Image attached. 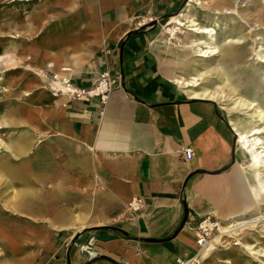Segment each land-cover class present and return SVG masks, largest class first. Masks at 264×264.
Instances as JSON below:
<instances>
[{
  "label": "crops",
  "instance_id": "0c3cea01",
  "mask_svg": "<svg viewBox=\"0 0 264 264\" xmlns=\"http://www.w3.org/2000/svg\"><path fill=\"white\" fill-rule=\"evenodd\" d=\"M185 1L85 0L88 46L76 48L92 57L70 77L81 95L52 100L48 130L95 190L87 203L105 224L56 232L38 264H177L189 254L182 232L242 209L244 156L226 121L212 102L183 96L153 46ZM106 69L117 84L102 102L86 92ZM133 200L139 212L126 209Z\"/></svg>",
  "mask_w": 264,
  "mask_h": 264
},
{
  "label": "bare ground",
  "instance_id": "6f19581e",
  "mask_svg": "<svg viewBox=\"0 0 264 264\" xmlns=\"http://www.w3.org/2000/svg\"><path fill=\"white\" fill-rule=\"evenodd\" d=\"M203 1L210 3L213 14L218 15L217 19L212 17L214 21L208 19V22L200 23L193 15V9L194 5H202V0H188L179 13L169 18L166 27L169 28L173 25L184 28L191 34L186 35L178 44L166 38L162 33L154 40L153 46L158 54L162 70L179 88L183 96L190 100L212 102L223 111L229 129L234 136L236 147L244 156L241 172L246 183L247 197L242 203L241 210L229 214L216 224L219 234L210 240L206 239L204 244L199 242L200 234L195 233L196 235H193L194 237L189 240L186 235L187 231L182 232L180 238L183 244L188 247L189 254L184 255V259L178 260L177 264H200L202 262L204 264H245L244 256L240 250L230 248L215 250V247L223 246L229 238L236 236L237 228L248 223L258 222V220L264 222V214L260 218L244 222L248 218L258 216V209L264 208V92L258 93V95L255 92L245 95L239 91L242 84L241 71L235 69L246 52V44L241 42L242 37L234 40L229 36L224 39L228 47L223 50H220L221 42L216 38L219 18H224V14L227 12L235 11L234 6L237 0ZM260 1L262 0H252L251 2L255 6L259 3V6L262 7L263 4H260ZM239 3L242 4L243 1L240 0ZM230 19L234 20L233 16H230ZM237 28V26L232 27L230 34L236 32ZM0 39L13 42L24 40L18 32L4 35ZM261 51L260 47L259 52ZM189 55L194 56L195 61L193 62L196 65L204 67V72L199 70L189 73L184 70L182 65ZM256 56L260 63L264 62V56H260V53H257ZM91 57L92 54L87 51H79L75 45H66L64 49H60L56 53L47 51L44 54L45 60L42 62L43 70L39 80L41 83L45 82L43 74L45 72L52 73L54 81L50 84V93L41 86L38 89V98L42 103L48 104L58 96L57 93L65 95L68 92H73L70 77L74 75L75 71L80 70ZM26 61L33 62V59L27 58ZM222 61H229L233 65L224 67ZM17 63L18 60L9 52L1 54L0 77H3L4 73L9 70L8 68L14 67ZM194 63L193 65H195ZM261 75L264 76V74ZM210 76H215L218 85H211L208 81H204ZM2 82L1 78L0 89H3ZM29 95L27 92L24 94V96ZM11 110L12 105L3 106L0 104V131L7 128V124L11 126L24 122L20 118L7 120L6 115L8 116ZM41 142V140L25 135L8 143L3 142L0 138V264H23V261L12 258L13 256L2 248L3 246L17 245V243L30 244V242L22 241L19 235H16L20 230H25V237L31 243L34 242V245L30 246L34 248L39 245H47L50 235L54 231L74 233L90 225V222L86 221V216H72L63 209L56 215V211L68 203L65 180L62 173L57 172L53 176L50 173L49 165L41 166V171L39 170V163L37 160L35 161V151ZM22 162L25 164L24 167L20 165ZM37 171H40L39 176L36 174ZM53 181H57L55 189L52 187ZM53 196L56 197L55 201H52ZM54 214L57 218L55 222L51 221V216ZM21 225L24 227L22 228ZM210 225L208 221H205L201 223L200 228L207 231ZM260 234L264 235V231H259L258 236L247 233L246 240L237 241L249 255L264 261V241ZM252 243H258V246L253 247Z\"/></svg>",
  "mask_w": 264,
  "mask_h": 264
},
{
  "label": "rangeland",
  "instance_id": "374dc122",
  "mask_svg": "<svg viewBox=\"0 0 264 264\" xmlns=\"http://www.w3.org/2000/svg\"><path fill=\"white\" fill-rule=\"evenodd\" d=\"M187 1L188 0H186L185 3ZM241 1H243L242 4L239 3L240 0H237L234 6L235 11L227 12V14H224V18H219L217 23L218 28H216V38L221 42L220 50H223L228 47L224 39L229 36L230 39L234 40L242 37L241 42L246 44V52L241 61L238 62V67L235 69L241 71L242 84L239 87V91H242L245 95L246 93L252 94L253 92L258 95V93L264 92V76L261 75L264 74V62L260 63V60H257L256 56L257 53H260V56H264V1H260V4H263L262 7L259 6V3L257 6L253 5L251 2L252 0ZM84 7L85 0H32L24 2L0 0V37L18 32L24 39L19 42L0 39V55L9 52L18 60V63L15 64L14 67L8 68L9 70L4 73L5 75L0 77V79H3V89H0V104L3 106L12 105L10 114L8 116L6 115L7 120L20 118L24 121L17 125L10 126L7 124V128L0 131V138L5 143L20 138L23 135L39 141L41 140L42 142L35 151V161L37 160L39 163V170L41 171V166L47 167L49 165V169H51L50 173L53 176L55 173L59 172L63 174L65 180L66 199L68 203L62 208L60 207V209L56 211V215L63 209L72 216H86V221H90V224H95V226L97 225L93 227L97 229L105 223L95 221L94 215L90 209L92 204L87 203L89 200L88 192L90 190L85 188L86 176L82 174V177L79 168L70 163V158L66 154L67 146L64 145V142L61 139L56 140V138L52 137L53 132L48 130L49 126L51 128L53 127L52 124L49 125L48 119L49 117L52 118L55 110L54 105L57 102L55 101L54 104L51 100L48 104H44L41 99L38 98V89L40 86L50 93V84L54 81V75L45 72L43 73L45 75V82L41 83L39 80V76L43 70L42 62L45 60L44 54L49 50L52 53H56L60 49H64L66 45H75L80 50L87 49V34L81 29V18L84 15ZM193 15L200 23H206L208 19L210 20L212 17L214 19L218 18V15L213 14L210 3L203 0L202 5H194ZM226 15L228 18H226ZM230 16H233L234 20H231ZM214 19H212V21H214ZM168 21L169 18L163 22L159 36L163 33L166 38L179 44L186 35L191 34L184 28L175 27L173 25L167 28L166 23ZM236 26L238 27L237 31L230 34V29ZM238 31L240 32L237 34ZM260 47L262 48L261 52H259ZM27 58L33 59V62L26 61ZM193 61H195L194 56L189 55L182 65L184 66V70L189 73H195L199 70L200 72L205 71L203 66H198ZM193 63L195 65H193ZM222 63L224 67H232L233 65L229 61H222ZM204 81H208L211 85H218V80L215 76H210ZM70 84L72 83L70 82ZM25 92L30 95L24 96ZM57 95L58 96L55 97L54 100L60 97H67L66 94L57 93ZM214 106L226 121L223 111L215 104ZM57 107H59L58 104ZM20 165L22 167L25 166L24 162ZM40 171H37V176H39ZM56 184L57 181L52 182V187L54 189ZM90 192H92V196L94 197L95 190H91ZM55 200L56 197L53 196L52 201ZM127 208L132 212L140 211V208L136 206L131 208L128 205L126 206V209ZM262 214H264V208L258 209V216L256 215L252 218H248L244 220V222L252 221L257 217L260 218ZM56 215L54 214L51 216V221L55 222L57 220ZM205 221L211 224L210 228L206 231L207 240L219 234L216 224L220 223L221 219L214 216L213 218L209 217L201 221L197 226H191V229L188 231L189 239L193 238L196 235L195 233H201L199 225ZM109 224L110 226H118L121 224V221L113 220ZM11 227L13 228L14 226L12 225ZM21 227L23 228L24 225H21ZM24 231L25 230H20L16 235H19L22 241L30 242V244L17 243V245L3 246L2 248L7 250V252L13 256L12 258L23 261V264H38L42 254L41 247L45 245L31 248L34 242L31 243V241L25 237ZM259 231H264V222L261 220L255 223L245 224L236 229V236L229 238L223 246H216L215 250L229 248L238 249L244 256L245 264H264L261 258L256 259L253 255H249L237 241L246 240L247 233L249 235L254 234L258 236ZM56 232L57 231L52 232L50 238L55 236ZM261 237L264 241V235H261ZM18 241L21 242V240ZM252 244L253 247L258 246V243ZM200 264H204V262Z\"/></svg>",
  "mask_w": 264,
  "mask_h": 264
},
{
  "label": "built area",
  "instance_id": "2783aa9c",
  "mask_svg": "<svg viewBox=\"0 0 264 264\" xmlns=\"http://www.w3.org/2000/svg\"><path fill=\"white\" fill-rule=\"evenodd\" d=\"M108 51L106 52V54ZM117 84L116 79L110 75V72L108 69H106L103 73L100 74L99 78L96 79V81L92 82L90 87L87 89L86 95L91 97V98H99L102 102L106 100L108 94L113 90L114 86ZM74 91L73 92H68L66 95H77L80 96L81 94H77L76 89L72 88ZM85 92V91H83ZM184 155V160L189 161L193 157L192 150L189 148H185L183 151ZM136 206L138 207V202L137 200H133L132 203L129 205V207ZM134 209V208H133ZM135 210V209H134ZM201 225V224H200ZM199 225V229L201 230V238H200V243L203 242V244L206 241V231L202 230ZM182 264V263H180Z\"/></svg>",
  "mask_w": 264,
  "mask_h": 264
},
{
  "label": "water",
  "instance_id": "95a60500",
  "mask_svg": "<svg viewBox=\"0 0 264 264\" xmlns=\"http://www.w3.org/2000/svg\"><path fill=\"white\" fill-rule=\"evenodd\" d=\"M187 209L185 208V205H184V213H185V216H184V219H183V222H182V225H181V227H180V229L179 230H181L183 227H184V225H185V223H186V220H187ZM115 230H118V229H115ZM120 231V230H119Z\"/></svg>",
  "mask_w": 264,
  "mask_h": 264
}]
</instances>
